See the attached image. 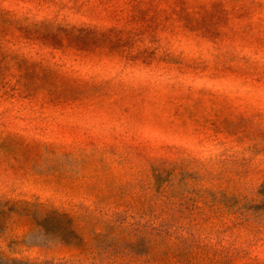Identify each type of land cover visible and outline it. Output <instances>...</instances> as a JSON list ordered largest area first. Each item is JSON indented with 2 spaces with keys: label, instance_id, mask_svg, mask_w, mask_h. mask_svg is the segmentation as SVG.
Returning <instances> with one entry per match:
<instances>
[{
  "label": "rangeland",
  "instance_id": "obj_1",
  "mask_svg": "<svg viewBox=\"0 0 264 264\" xmlns=\"http://www.w3.org/2000/svg\"><path fill=\"white\" fill-rule=\"evenodd\" d=\"M11 260L264 264V0H0Z\"/></svg>",
  "mask_w": 264,
  "mask_h": 264
},
{
  "label": "trees",
  "instance_id": "obj_2",
  "mask_svg": "<svg viewBox=\"0 0 264 264\" xmlns=\"http://www.w3.org/2000/svg\"><path fill=\"white\" fill-rule=\"evenodd\" d=\"M206 20L207 19H204L203 21H201L199 23L200 29H202L204 32H207V30L212 29L210 26H208V24L206 23ZM218 25H219L218 23H217V25L215 24V27H216L215 30L217 29ZM122 43H124V42H122ZM122 43L115 42L114 45H116V44H122ZM6 264H22V263H21V261L11 260V261H6Z\"/></svg>",
  "mask_w": 264,
  "mask_h": 264
}]
</instances>
